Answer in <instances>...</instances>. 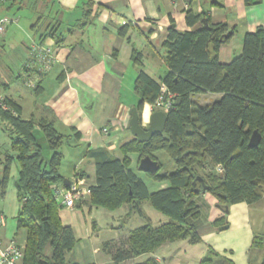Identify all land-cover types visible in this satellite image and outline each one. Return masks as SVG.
<instances>
[{
  "label": "trees",
  "instance_id": "trees-1",
  "mask_svg": "<svg viewBox=\"0 0 264 264\" xmlns=\"http://www.w3.org/2000/svg\"><path fill=\"white\" fill-rule=\"evenodd\" d=\"M246 3L253 2L246 0ZM90 14L91 6L79 21L78 29L91 22ZM40 16L33 28L47 17L44 13ZM203 17L193 9L187 10L189 26L196 25ZM58 26L59 23H50L38 44L47 38L54 45L62 44L65 39ZM235 33L236 27L213 24L210 18L193 31H180L172 25L164 43L167 71L159 81L141 68L142 55L134 51L133 60L140 67L134 88L139 97L136 108L140 124L148 127L144 107L156 102L164 84L173 95L166 128L146 143H139L136 138L125 143L120 148V157L105 149L89 150L85 157L93 161L96 173L88 203L90 210L101 207L114 211L124 205L139 207L148 201L168 220L133 230L112 253L114 264L144 255L150 256L136 264H160L152 254L165 243L186 240L191 245L200 244L202 239L193 222L200 217L196 198L201 194L213 196L225 213L233 205L252 206L264 198V28L246 33L241 54L229 64H223L219 50ZM21 79L23 75H16L9 83L0 82V86L7 92L12 82ZM21 81L24 83V79ZM40 87L39 83L32 91L39 93ZM201 94L220 97L202 105L194 100ZM36 126L44 133L52 152L48 160L34 136ZM0 129L8 135L11 145L0 180V198L7 194L12 165L16 162L19 165L14 186L19 202L17 229L26 231L23 264H72L66 256L75 245V233L72 226L62 222L61 210L65 207L58 202L55 187L65 186L66 178L60 173L64 159L61 148L66 139L80 138V133L65 136L51 120L24 119L21 106L10 97L0 99ZM256 131L261 136L260 142L257 147H250L251 136ZM159 151L174 162L172 172L160 162ZM129 154L138 155L136 168L132 167ZM146 156L157 161L160 169L145 174L155 182H168L167 188L150 192L138 174L139 162ZM77 175L88 178L84 171ZM82 205L77 208L82 209ZM138 211L142 214L140 208ZM262 242V237L256 236L253 246L260 247ZM111 248L109 242L103 245L107 253ZM199 264L234 262L211 251Z\"/></svg>",
  "mask_w": 264,
  "mask_h": 264
},
{
  "label": "crops",
  "instance_id": "crops-1",
  "mask_svg": "<svg viewBox=\"0 0 264 264\" xmlns=\"http://www.w3.org/2000/svg\"><path fill=\"white\" fill-rule=\"evenodd\" d=\"M252 2L247 4L246 0H2L0 17L7 16L3 15L5 10L15 7L30 8L33 13L30 12L33 25L38 23L41 13L47 16L38 24L39 36L37 38L31 36L30 42L24 43L22 64L17 76L23 75L28 65L32 67L37 65L29 49L30 44L33 41L39 42L40 35L50 23L51 25L59 23V30L62 31L65 40L60 45H54L50 38L44 42L52 45L55 60L49 73L42 75L40 79L39 93L31 91L28 95L30 100H26L21 89L25 86L21 81L23 78L12 82L13 85L19 84L14 88L13 95L0 94V98L2 95L17 102L22 108L24 119L51 120L57 131L65 136L80 133V138L76 136L70 142L87 146L84 162L94 164L90 158L85 157L89 150L105 149L120 157L121 146L134 138L129 121L130 110L139 100L134 88L140 71V67L133 60L134 51L142 55L141 68L150 77L159 81L167 71L163 57L169 28L174 25L180 31H193L201 28L203 20L210 18L213 24L226 23L230 28L236 27L234 38L222 45L219 50L220 62L229 64L235 56L241 54L245 34L255 32L259 27L264 28V0ZM88 3L91 6L89 16L91 22L78 29L79 21L89 8ZM189 9L204 15L194 26H189L186 21ZM7 31L4 36L7 35ZM219 97L201 94L194 97V100L207 105ZM144 111L149 121L150 105H145ZM104 127H108V135L102 133ZM128 156L132 160V167L135 160L137 166L138 155ZM81 171L86 172L83 169L75 170L74 175L77 176ZM86 173L88 180L90 175ZM168 186V182H159L150 192ZM196 202L200 207V217L193 223L202 239V242L196 245L204 250L198 258L199 263L212 251L232 260L234 264H264V198L252 206L246 203L233 205L228 213L223 212L217 205V200L209 194L199 195ZM5 226V214L0 209V227ZM17 234L11 237L0 232V237L4 244H8L13 240L20 241ZM256 236L262 237L260 247L253 246ZM179 241L165 243L152 255L161 264H173L174 256L170 254ZM25 242L26 237L19 243L23 245ZM149 256L144 255L136 260H144ZM20 264H23V261Z\"/></svg>",
  "mask_w": 264,
  "mask_h": 264
},
{
  "label": "rangeland",
  "instance_id": "rangeland-1",
  "mask_svg": "<svg viewBox=\"0 0 264 264\" xmlns=\"http://www.w3.org/2000/svg\"><path fill=\"white\" fill-rule=\"evenodd\" d=\"M30 12L32 13L30 8L15 7L11 10H5L3 13V15H7L10 18L18 19L20 23H11L7 35L0 36V82L2 84L9 83V79L18 74L22 64L21 55L24 51V43L28 44L30 38H32L31 36L37 38L40 34V26L36 28L32 27L33 24L31 23L32 17L30 16ZM236 37L238 39V36ZM18 85L19 84H14L11 90L7 91L10 93L5 92L0 86V94L13 95V90ZM21 89L26 100H30L28 95L31 93L32 89L27 86H22ZM2 95L0 99L4 98ZM26 106L30 107V105ZM34 136L43 148L45 159L48 160L52 156V152L48 147L44 133L37 126L34 130ZM70 140L71 139H66L61 148L64 159L60 168V173L65 178L71 180L76 176L74 175L75 170L83 169L90 175L87 181L88 185L91 186L95 182L96 170L94 164L83 161L86 159L84 158V153L87 146L83 144L76 145L75 142H70ZM10 151L11 145L9 137L0 129V180L3 176L6 154ZM157 156L160 162L165 165L166 170L172 172L175 169L174 162L166 153L159 151L157 152ZM134 167L136 168V160L134 161ZM18 170L19 165L16 162L12 165L11 180L7 194L3 198H0V209L4 211L6 219V226L5 228L0 227V232L2 234L7 233L11 237L16 236L18 233L17 237L22 242L26 237V231L24 229H17L16 216L19 202L14 186ZM138 174L144 178L150 191L159 183L150 179L143 172L139 171ZM88 199L83 203L82 209L78 207L73 210L67 208L61 210L63 224L72 226L75 233V245L72 251L66 256L67 261L72 264H114L112 262V253L126 241L133 230L148 223L157 226L168 220L165 215L156 210L148 201L140 203L139 207L133 208L124 205L120 209L113 211L101 207H93L90 210ZM138 208H140L142 214H140ZM106 242H109L112 246L109 253L103 249V245ZM174 248L175 249H173L170 254L174 256L173 264H199L198 258L204 253L201 246L188 244L186 240L179 241ZM48 253H50V249ZM141 257L128 260L122 264H136L147 259L140 261L136 260Z\"/></svg>",
  "mask_w": 264,
  "mask_h": 264
},
{
  "label": "built area",
  "instance_id": "built-area-1",
  "mask_svg": "<svg viewBox=\"0 0 264 264\" xmlns=\"http://www.w3.org/2000/svg\"><path fill=\"white\" fill-rule=\"evenodd\" d=\"M2 1V0H0ZM17 23V19L7 16L0 17V36L5 35L11 23ZM125 24V23H124ZM30 51L37 65L33 67L28 65L26 72L23 73L24 83L27 87L35 89L40 83L42 75L49 73L55 60L54 51L50 44H38L32 42L30 44ZM34 68V72H32ZM28 69V70H27ZM31 70V71H30ZM29 72V73H28ZM173 95L168 93L164 84L161 85V93L153 105H150V114L154 111H164L167 113L172 107ZM104 135L109 134L108 127L102 129ZM69 187L57 186L55 187V195L58 200L67 209H76L79 204H83L86 199L90 197V185L86 178L75 176L70 180ZM26 243V242H25ZM25 256V244L13 240L8 244H4L0 237V264H20Z\"/></svg>",
  "mask_w": 264,
  "mask_h": 264
},
{
  "label": "water",
  "instance_id": "water-1",
  "mask_svg": "<svg viewBox=\"0 0 264 264\" xmlns=\"http://www.w3.org/2000/svg\"><path fill=\"white\" fill-rule=\"evenodd\" d=\"M203 23H206V20H203ZM167 113L164 111H155L153 112L148 121V127L143 128L140 124V117L136 106L132 107L130 110V131L134 138L139 143H146L151 140V138L155 134L163 133L166 128L167 122ZM261 136L256 131L251 136L249 146L250 147H257L260 142ZM138 169L140 172L143 173H153L158 172L160 169V165L157 161L152 160L149 156L142 158L139 162ZM71 181L69 179H64L65 187H69Z\"/></svg>",
  "mask_w": 264,
  "mask_h": 264
},
{
  "label": "clouds",
  "instance_id": "clouds-1",
  "mask_svg": "<svg viewBox=\"0 0 264 264\" xmlns=\"http://www.w3.org/2000/svg\"><path fill=\"white\" fill-rule=\"evenodd\" d=\"M154 112H155V111H154ZM151 114H152V113H151ZM151 114H150V115H151ZM146 117H147V113H146Z\"/></svg>",
  "mask_w": 264,
  "mask_h": 264
}]
</instances>
